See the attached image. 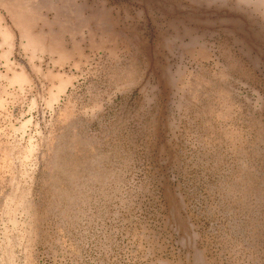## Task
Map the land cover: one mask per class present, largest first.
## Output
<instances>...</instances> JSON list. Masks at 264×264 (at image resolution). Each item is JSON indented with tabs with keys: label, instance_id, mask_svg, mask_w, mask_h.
I'll list each match as a JSON object with an SVG mask.
<instances>
[{
	"label": "rangeland",
	"instance_id": "1",
	"mask_svg": "<svg viewBox=\"0 0 264 264\" xmlns=\"http://www.w3.org/2000/svg\"><path fill=\"white\" fill-rule=\"evenodd\" d=\"M0 27V264H264V0H0Z\"/></svg>",
	"mask_w": 264,
	"mask_h": 264
},
{
	"label": "bare ground",
	"instance_id": "2",
	"mask_svg": "<svg viewBox=\"0 0 264 264\" xmlns=\"http://www.w3.org/2000/svg\"><path fill=\"white\" fill-rule=\"evenodd\" d=\"M1 28V27H0ZM7 35V37H6V40H8V38H10V36L8 35V34H6ZM24 77H26V75H25V73H24V71H21V79L22 80H24ZM19 83V82H18Z\"/></svg>",
	"mask_w": 264,
	"mask_h": 264
}]
</instances>
